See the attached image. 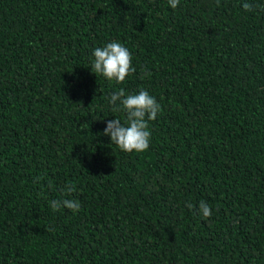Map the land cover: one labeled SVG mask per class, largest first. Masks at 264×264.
<instances>
[{"label":"trees","instance_id":"16d2710c","mask_svg":"<svg viewBox=\"0 0 264 264\" xmlns=\"http://www.w3.org/2000/svg\"><path fill=\"white\" fill-rule=\"evenodd\" d=\"M120 89L161 106L145 152L102 135ZM0 264H264V0H0Z\"/></svg>","mask_w":264,"mask_h":264},{"label":"clouds","instance_id":"9594fccd","mask_svg":"<svg viewBox=\"0 0 264 264\" xmlns=\"http://www.w3.org/2000/svg\"><path fill=\"white\" fill-rule=\"evenodd\" d=\"M171 8L179 5V0H168ZM242 7L246 11H252L253 6L244 2ZM94 61L92 70L95 74H101L108 80H115L117 83L125 81L126 77L135 72L132 64V53L122 43L113 40L103 47H97L93 51ZM150 75V73H149ZM117 101L122 109L126 111L127 121L122 123L120 119H113L107 122L102 135L109 136L111 143L119 147L122 152L142 153L149 149L151 132L148 121L155 120L160 112L161 106L156 98L146 90L138 94H127L124 89L113 93L109 97V103L116 106ZM117 110H120L119 107ZM76 191L74 186L66 185L63 189L64 195H71ZM53 211L60 208H67L76 213L80 210V203L74 199H63L50 201ZM188 207H192L191 204ZM201 215L207 219L211 216L210 206L201 201L199 205Z\"/></svg>","mask_w":264,"mask_h":264}]
</instances>
